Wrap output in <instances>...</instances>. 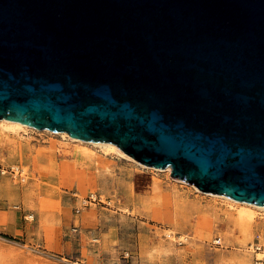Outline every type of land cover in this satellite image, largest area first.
Returning <instances> with one entry per match:
<instances>
[{"label": "water", "instance_id": "obj_1", "mask_svg": "<svg viewBox=\"0 0 264 264\" xmlns=\"http://www.w3.org/2000/svg\"><path fill=\"white\" fill-rule=\"evenodd\" d=\"M0 118L264 205V0H0Z\"/></svg>", "mask_w": 264, "mask_h": 264}, {"label": "rangeland", "instance_id": "obj_2", "mask_svg": "<svg viewBox=\"0 0 264 264\" xmlns=\"http://www.w3.org/2000/svg\"><path fill=\"white\" fill-rule=\"evenodd\" d=\"M0 208L27 223L0 232V264H264V211L237 220L168 172L46 130L0 135Z\"/></svg>", "mask_w": 264, "mask_h": 264}, {"label": "bare ground", "instance_id": "obj_3", "mask_svg": "<svg viewBox=\"0 0 264 264\" xmlns=\"http://www.w3.org/2000/svg\"><path fill=\"white\" fill-rule=\"evenodd\" d=\"M28 130H46V131H49V132H52L55 134H59L62 137L68 138L71 141H77V142H81V143H85V144H91L97 148H100L103 151L112 152L118 156L126 157L127 159L131 160L132 162L139 164L143 167L154 169V170H159V171H165V172H168L170 174L171 168L169 166L162 168V167H156L153 165H149V164L140 162L138 160H135L133 158H130V157H127V156L121 154L120 152L115 150L111 145H109L106 142L76 139V138H72L70 136L58 133V132L50 130V129L38 128V127L31 126L28 124L8 121V120L0 118V135H9V134L18 135V134L24 133ZM181 182H184V181H181ZM187 184H189V183H187ZM189 185L194 187L195 189H197L192 184H189ZM204 193L214 197L215 199L221 198L222 200L226 201L228 203V205L231 206L233 208V210L236 211V215H237L236 219L240 220V221L252 219L255 216V214H257V213L259 214L260 211H264V205H257V204H253V203H250L247 201L235 200L231 197L221 195V194H215V193H211V192H204ZM251 247L254 249V251L257 250L256 255L264 257V252H263V248H262L261 244H257L256 246L251 245Z\"/></svg>", "mask_w": 264, "mask_h": 264}, {"label": "crops", "instance_id": "obj_4", "mask_svg": "<svg viewBox=\"0 0 264 264\" xmlns=\"http://www.w3.org/2000/svg\"><path fill=\"white\" fill-rule=\"evenodd\" d=\"M18 211L0 208V232L13 236L24 235L26 224L23 215L18 217Z\"/></svg>", "mask_w": 264, "mask_h": 264}, {"label": "built area", "instance_id": "obj_5", "mask_svg": "<svg viewBox=\"0 0 264 264\" xmlns=\"http://www.w3.org/2000/svg\"><path fill=\"white\" fill-rule=\"evenodd\" d=\"M3 171H5V170H3ZM91 199H93V200H95L94 199V197L92 196V194L89 196V198L87 197H85V198H83L82 200H81V203L83 204V205H87L90 201L89 200H91ZM77 211H80V208H77ZM216 242H218L217 240H216Z\"/></svg>", "mask_w": 264, "mask_h": 264}]
</instances>
